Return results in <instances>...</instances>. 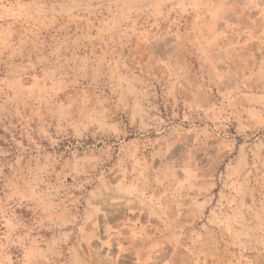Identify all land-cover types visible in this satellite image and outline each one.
Instances as JSON below:
<instances>
[{"label": "rangeland", "instance_id": "1", "mask_svg": "<svg viewBox=\"0 0 264 264\" xmlns=\"http://www.w3.org/2000/svg\"><path fill=\"white\" fill-rule=\"evenodd\" d=\"M0 264H264V0H0Z\"/></svg>", "mask_w": 264, "mask_h": 264}]
</instances>
